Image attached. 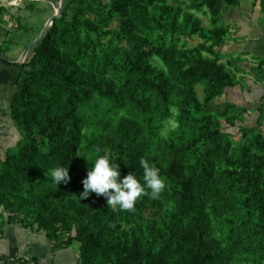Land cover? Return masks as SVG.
Instances as JSON below:
<instances>
[{
	"label": "trees",
	"instance_id": "1",
	"mask_svg": "<svg viewBox=\"0 0 264 264\" xmlns=\"http://www.w3.org/2000/svg\"><path fill=\"white\" fill-rule=\"evenodd\" d=\"M254 1L264 14V0ZM225 7L241 0H64L25 63L3 60L19 70L7 107L0 98L20 135L0 160L8 223L37 227L53 253L78 244L80 264H264L263 122L238 126L236 141L224 123L237 126L248 109L210 110L245 72L233 59L230 74L215 51L231 31ZM195 37L197 46L182 44ZM105 152L122 178L143 183L142 157L159 168V198L144 195L132 210L96 193L81 199L92 163L84 155ZM57 165L69 167L68 183L47 178Z\"/></svg>",
	"mask_w": 264,
	"mask_h": 264
},
{
	"label": "rangeland",
	"instance_id": "2",
	"mask_svg": "<svg viewBox=\"0 0 264 264\" xmlns=\"http://www.w3.org/2000/svg\"><path fill=\"white\" fill-rule=\"evenodd\" d=\"M17 3L21 4L22 1L18 0ZM254 4V0H243V5L241 4V7L238 9L231 7H225L223 9L222 20L231 26V31L224 45L215 48L216 52L223 55V62L227 64V70L230 74L234 73V69L228 65L229 60L238 59L240 64L239 67H245V72L242 74L243 78L239 76V80L241 81L240 85L234 89L228 90L223 97L218 98L210 105V110L215 113H223L229 104H235L248 109V112L244 114L245 116L240 119L241 121L237 122V126L230 127L224 123L225 130L231 133L236 141L241 139V134L238 130V126L240 125L255 127L260 117L263 122L262 129L264 128V106L263 110L260 111V107L264 104V84L260 83L259 80V77L264 75V69L261 70V68L264 67V57H260L254 53L252 55L248 52L257 51L259 54L262 51L264 52V45L261 44L263 43L262 41H264V14L262 13L260 4ZM199 18L204 28H212L209 17L199 15ZM200 42L201 41L195 37L193 39L184 40L182 44H185L187 48H193ZM30 55L31 53L29 56ZM8 57L10 58V55H8ZM252 65H257L260 68L253 69ZM253 83L256 84V86L253 85ZM203 91L204 89L202 87H198V95L201 102H204L205 99ZM6 111L8 112V110ZM177 127L178 123L175 115L164 125L162 134L167 137L171 132L175 131ZM19 139L20 135L13 121L8 117V114L0 113V160L4 159L8 148L14 147ZM0 212L3 215L2 219H0V226L3 225L2 223H5L3 227H5L7 232V228L11 224V222L8 223L9 213L2 208H0ZM148 215L151 218H155L158 216V213L153 212ZM17 220L21 222V217L11 218V221L16 222ZM26 224L27 229L31 228L34 232L44 235L43 232L37 230V227L30 225L28 222L23 223V227H25ZM72 246L73 247L69 249V253L65 252L63 254L61 264H68V262L69 264H80L79 245L75 243V245L73 244ZM67 254H73L70 260H66V257H68Z\"/></svg>",
	"mask_w": 264,
	"mask_h": 264
},
{
	"label": "crops",
	"instance_id": "3",
	"mask_svg": "<svg viewBox=\"0 0 264 264\" xmlns=\"http://www.w3.org/2000/svg\"><path fill=\"white\" fill-rule=\"evenodd\" d=\"M53 1L61 4L64 2V0ZM17 2L18 0H0V51L11 63L17 62L22 57L26 48L41 35L49 19L56 13L54 5L45 1L27 0L22 1L21 4ZM241 4L243 5V0ZM262 42L261 44L264 45V41ZM248 52L264 57L263 51L260 54L257 51ZM252 68L260 67L252 65ZM263 69L264 67L261 68ZM18 74L19 70L7 65L0 55V98L4 108L16 92V88L10 84L16 80ZM263 76L259 77V80L264 84ZM253 85L256 86L254 83ZM16 222H11L6 235L0 238V264L15 260L17 264H24L31 259L39 264L62 263L63 254L69 253L71 247L53 253L51 243L44 235L34 232L31 228L27 229L25 225L23 227V223ZM67 256L66 260H70L73 254Z\"/></svg>",
	"mask_w": 264,
	"mask_h": 264
},
{
	"label": "clouds",
	"instance_id": "4",
	"mask_svg": "<svg viewBox=\"0 0 264 264\" xmlns=\"http://www.w3.org/2000/svg\"><path fill=\"white\" fill-rule=\"evenodd\" d=\"M99 151V149L96 150L97 153ZM84 157L88 163L89 159H92V163H89L91 167L87 177L82 181L84 191L79 196L81 199L96 193L106 197L110 208L132 210L142 196L149 195L153 199H158L165 189L166 184L160 169L151 165L146 158L142 157L139 161L143 168V183H141L135 173L122 178L120 166L107 152L92 157L86 154ZM49 175L57 186L61 183H68L71 179L69 167L64 165L48 169L47 178Z\"/></svg>",
	"mask_w": 264,
	"mask_h": 264
},
{
	"label": "water",
	"instance_id": "5",
	"mask_svg": "<svg viewBox=\"0 0 264 264\" xmlns=\"http://www.w3.org/2000/svg\"><path fill=\"white\" fill-rule=\"evenodd\" d=\"M21 1H27V0H21ZM41 1H45V2L53 4L55 9H56V13L49 19V21L47 22V24H46L45 28L43 29L41 35L26 48L22 57L17 62L11 63L6 58V56L2 54L1 58L3 60H6V61L10 62L11 64H23V63H25V61L27 60L32 49L45 37V35L47 34V31L52 27L53 23L57 19L61 18V15H62V4L61 3L55 2L53 0H41Z\"/></svg>",
	"mask_w": 264,
	"mask_h": 264
}]
</instances>
